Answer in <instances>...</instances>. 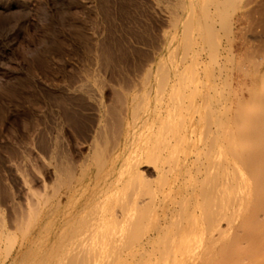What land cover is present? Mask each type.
<instances>
[{"label": "rangeland", "instance_id": "obj_1", "mask_svg": "<svg viewBox=\"0 0 264 264\" xmlns=\"http://www.w3.org/2000/svg\"><path fill=\"white\" fill-rule=\"evenodd\" d=\"M116 1L0 0V224L2 223L4 226L5 223L4 227L6 230H11V220L14 218L13 214L23 205L26 193L30 195L33 194L34 196L37 194L39 196L40 193L42 195L45 191L43 195L47 194V196L51 197L56 191H59L57 195H63V189H57V187L55 188L54 186L55 177L52 166L54 159H59L60 161L67 159L75 165V161H79L90 154L92 135L96 125V121L93 119L97 118L96 106H94L96 104L92 101H88L84 96L75 94L74 86L76 87L83 83L89 84L91 87L93 86V90L102 98L101 103H103L105 107H107L106 105H112L116 109H119L121 105H118L116 95L120 96L121 92L117 94V91L119 92L120 89L125 91L127 89L126 87L129 86L128 88H131L130 86L133 85H136V89L139 90L144 69H146V66L152 61L153 57H157L156 54H160L163 63L165 61L170 67L173 66V68H171L172 71L179 69V71L183 72L181 73L184 76H186L184 72L188 73L192 71L190 74H187V77H185L182 82L180 81L182 75L178 72L176 81H180L179 83L182 84V86L179 87L183 90H185L184 88L186 87H188V89L185 91L181 89L180 102L178 100L179 104L177 102L174 105V114L177 116L175 118V115H173L174 117L172 120H175L174 125L173 121H171V126H175L174 128H176L175 135L179 140L183 138L178 143L179 150L177 146L175 147V150L177 149L179 151V155H176V157H181L182 159L179 160V164L173 166V170L170 171V174L166 172V178L164 176V179L160 180L157 179L150 170L146 171L144 167L139 168L151 184L149 185V189H152L151 191L154 195L152 201L156 203L155 208L150 211V220H148L147 223L151 224L154 220L155 222H160L165 215L166 218L169 217L172 219L179 215V217H177L179 222L174 220L176 221L175 224L171 221V223L169 222L167 225V228L170 226V230L171 228L173 229L171 230L172 232L169 229L167 231L166 228L163 237L161 236L168 241L165 243V245H169L168 248H164L165 245L161 244L164 245L162 247L163 252H167L168 256L170 255L169 258H167L168 264H178L179 262V264H187L190 262V259L192 262L189 264H235L237 261H239L240 264L244 261L246 262L243 264H256L259 261L262 262L264 258H262V256H256V259L255 257L253 258L254 255L250 253V250L255 247L259 249L260 245H264V184H262L264 182L262 174L264 173H262V169L260 170L261 166L259 164H250L252 169L250 168L249 171L239 159L241 156L253 154L255 151L260 155L256 156L261 159L258 162L261 164V161L264 160V156L261 157V153L264 154V148H260L264 147L263 139H261L264 137V0L193 1V5H195L197 11L201 13L204 12L203 14L208 17L206 21L213 28L214 38L216 39L209 38L211 40L213 39L212 42L210 40L209 42L210 44L213 42L216 44L213 43L208 45V41H206V43L204 41L203 43L195 37L197 41L194 40L193 47H191L192 45L190 46L191 49L187 51L189 53H186L184 58L182 56L184 52H182L181 46L177 51H173V49H164L166 35L172 32L168 20L169 5H167V3L165 4L164 0ZM98 5H100V7ZM135 12H137V14ZM197 45H203V47L201 46L202 48H200L201 51ZM210 46L212 48H210ZM213 47L217 50L216 52ZM161 50L163 51L162 53L160 52ZM195 54L197 55L196 57L194 56ZM96 56L98 58H96ZM168 56L173 60V64ZM193 58L197 60L198 63L195 62ZM182 65L183 68H181ZM187 78L188 83L185 82ZM178 82L175 84L176 86ZM184 84L185 87L183 86ZM186 84L189 85L187 86ZM117 85H119V87H117ZM102 90L103 92H101ZM114 92H116V95ZM188 97L190 98L188 99ZM204 99L206 102H203ZM186 103L188 104L186 105ZM183 105L184 107L187 106V108H183ZM177 112H180V114H177ZM205 112L207 114H205ZM208 112L213 113V115L211 114V116ZM208 114L210 116H207ZM178 117H181L179 119L183 121L177 120ZM209 117H212V119ZM204 120L207 122L212 120L209 122V124H212L206 127L207 124H205ZM215 121L216 123H214ZM177 125H179V127ZM215 127H219V130ZM259 127H261L263 131L261 128L259 129ZM146 129L147 127L135 134L137 146L150 135V132L146 131ZM258 130L261 133L263 132L262 136H260L261 133L258 132ZM204 135L206 136L203 137ZM254 136L258 139L259 145L263 143L259 147L260 150H258L259 148L256 150L253 149V146H256L251 142V140H253L252 138L255 139ZM108 138H112V135H107L105 140L103 138L104 141L102 140V143L104 146ZM212 139L216 141L215 145L217 146H212V142L215 143L214 140L211 141ZM181 142H183V144ZM180 144L182 145L181 147ZM193 144L195 146H193ZM251 144L253 145L252 147ZM55 145L57 146L56 149L61 148L58 149V151L56 150L57 153L53 158L54 155L52 156V151L55 149ZM103 145L102 148H106L108 151L111 143L107 142V147ZM224 145L228 146L225 147ZM230 146L234 147L233 152ZM212 147L216 148H213V151L209 152L212 150ZM228 147L230 149H228ZM226 148L228 152L225 151ZM216 150H218L216 156L219 157L220 160L224 158V160L227 161L237 154L236 157H234L236 161L238 159L237 163L233 158L228 160V162L232 161V165L228 164L230 171L228 172L230 175L233 174L231 175L232 178L234 177L233 179H238L243 174L242 178L246 185L244 187L247 188L245 194L240 195L241 188L235 186V188L239 189V191H237V189L234 188L235 191H237L236 196L238 195L239 197L238 202L241 203L240 207H237L239 211L236 209L237 211L233 214H229L230 217L228 215V219L226 218L222 221H213L209 219V213L207 214L206 212L204 214V211H201L200 207L203 198L199 202L201 197L196 188L198 185L197 183H207L208 179L206 181V178L204 179L203 176H206L207 169H209L211 165L212 155L210 153L213 154ZM230 154H232V156L228 157ZM213 156H215V153ZM145 159L147 158H144V162ZM150 159L152 161H150ZM147 160L148 161H146L144 165L150 164V166H152L154 162L153 157H149ZM164 160L168 163L166 167L164 166L166 163L163 162ZM160 161H162L163 164ZM233 162L236 163V165L234 164L233 166ZM239 162H241L242 165ZM155 163L156 161L154 164ZM182 163H184V166ZM199 163L202 164L200 165ZM205 163L208 164L206 165ZM238 164H240V166ZM158 165L164 169H168L167 167L172 165V163L168 162L165 156H162L158 161ZM229 165L234 167V171L230 169L232 167ZM203 167H206L205 171H202L204 170ZM244 167H246L247 170ZM256 167L258 169H256ZM92 170L93 169H91L90 172L93 174L94 170ZM246 171L251 174L249 175ZM234 172L236 173L234 174ZM236 175L240 177L237 178ZM159 182H161L162 185H160L161 183ZM158 185H160L161 190H159ZM170 186H172V190L169 192L167 189ZM253 187L257 188H255V193L252 192L254 190ZM25 190L28 192H25ZM157 190L159 191V195L156 194L158 192ZM151 196L147 195L145 198ZM60 197L62 201L64 197ZM243 200H245L243 203L246 204L242 203ZM170 204L174 205L173 210L171 209V212L166 211L168 214L166 212L164 214V211ZM176 208L179 213L177 211L174 212ZM192 210L196 212L194 213ZM155 216H157V218ZM169 218L168 220H170ZM195 219L197 220L196 222L194 221ZM2 220L4 221L2 222ZM226 220H230L233 223V229L215 240L214 238L217 237L214 236L217 233L216 229L218 227L220 229L222 227L225 228ZM250 220L252 222L256 220L255 224L257 225L249 226L251 223ZM8 222L11 224L7 226L6 224H9ZM195 223L198 224L195 226ZM242 223L245 224L242 225ZM175 226L178 228L176 232H174ZM242 226H244V228ZM253 227H255V230ZM247 230L249 234L246 233ZM181 231H183L185 235L176 236L181 234ZM236 232L239 234L237 235ZM251 234H254L253 237L251 236V240H254H252L253 242H251L249 237ZM255 234L258 236H255ZM171 236L172 238H170ZM162 238L161 240L164 241ZM213 239L214 242L210 244L209 242ZM244 239H248L247 242L244 241ZM259 239H261L262 242L258 241ZM189 241L191 245H189ZM256 243L260 245L258 244V246H256ZM244 245H246V247ZM160 246H156L154 250L148 247L147 252L153 254L155 251L154 257L158 259L157 257L162 255V252H159L161 249ZM187 246H190L192 250L190 247L187 248ZM139 247H141V244L135 243V245L126 249L129 250V254L130 251H135L128 257V252L125 250L123 253L127 254L124 255L122 253V257H119L118 262L116 261L115 264H137L136 261H138V264H143L144 261L140 260L137 252ZM221 249H224L223 252H221ZM230 251L232 254L233 251H235L236 254L239 252L240 257L236 258L231 256L232 254ZM185 252H188V254H185ZM228 252L231 254L230 256H228ZM260 254H264V252ZM260 254L258 253V255ZM179 255L180 257H178ZM214 255L215 257H213ZM124 256H127V258H124ZM192 256L194 257L193 260ZM210 257L213 258L211 259ZM230 257L231 259H229ZM246 258L247 260H245ZM133 259L135 263H132ZM176 260L179 261L176 262Z\"/></svg>", "mask_w": 264, "mask_h": 264}, {"label": "bare ground", "instance_id": "obj_2", "mask_svg": "<svg viewBox=\"0 0 264 264\" xmlns=\"http://www.w3.org/2000/svg\"><path fill=\"white\" fill-rule=\"evenodd\" d=\"M193 1H195V0H164L165 4L167 3V5H169L168 6L169 7V9H168L169 19L168 20H169V26L171 28L170 30H172L171 33H168V35H166V39L165 40L163 39L165 41L164 49H168V50L173 49V51H177L179 49V47L181 46L182 50H183L182 52H184V55H182L183 58L186 56L185 55L186 53H189L187 51L189 49H191L190 46L192 45L191 47H193L195 37H197V39L203 43H204V41H205V43H206V41H208V43H209L208 45L215 43V42H213L210 44V42H209V40L212 42L213 39H215V38H214L213 28L206 21V19L208 17H206V15L203 14L204 12L201 13V12L197 11V8H195V5H193L194 4ZM209 2H210V0H209ZM98 6L100 7V5H98ZM216 8H217V6H216ZM152 11H153V9H152ZM103 13H105V12H103ZM135 13L137 14V12H135ZM144 23H146V22H144ZM142 28H143V26H142ZM160 33H162V32H160ZM209 38H213V39L211 40ZM195 41H197V40H195ZM161 45H162V43H161ZM197 46H199V45H197ZM201 46L203 47V45H201ZM201 46H199V50H200V48H202ZM212 46H214V45H212ZM210 48H212V47L210 46ZM196 49H198V48H196ZM213 49L215 50V52L217 51L214 47H213ZM103 51H105V50H103ZM200 51H198V52H200ZM160 52L162 53L163 51L161 50ZM170 53H171V51H170ZM93 55H95V54H93ZM148 56H150V55H148ZM156 56H157L156 58L155 57L152 58V61H150L149 64L146 66V69H144L142 76H141V86L139 87L140 88L139 90L136 89V85H133V86H130L131 88H128L129 86L126 87L127 89L124 88V89H126L125 91H123V89H120L119 92L116 90L117 94H119L121 92L120 96H117L116 92H114L116 95V101L118 102V105L119 104L121 105V107L119 109H116L112 105L111 106L106 105L107 107H105V105H103V103H101L102 98L99 97L96 94L97 92L93 90V88H92L93 86L91 87L89 84H85V83H83L81 85L76 84V85H78L76 87L74 86L75 94H77V95L79 94L81 96H84L88 101H92V102H94V104H96L94 106H96L95 110H96L97 118L93 119L94 121H96L95 122L96 125H95V129H94L93 135H92L90 154H88L86 157H84L83 159H81L79 161H75V165L67 159H65L63 161H60L59 159H58L59 161L54 159V162L52 163L53 164L52 166H53V171H54V177H55L54 186H55V188L57 187V189H63L62 190L63 195H60V196L64 197V199L62 201L60 200L61 197L59 195H57L59 191H56L55 194H53L54 196L52 195L51 197L47 196L46 193H45L46 195H43L45 191L43 192L42 195L40 193L39 196L35 193L34 194L36 196H34L33 194L30 195V194L26 193V197L24 198L23 205L18 208L17 212L14 213L15 215L13 214L14 218L11 220L12 224L10 223L11 221L8 222L9 224H6L7 226L10 224L12 225L11 230L10 231L6 230V228L4 227L5 223H4V226L2 225V223L0 224V264H115L116 261L118 262L119 257H122L121 254L126 249L131 247L132 245H135V243L141 244V247L138 248L139 250H137V252L139 254L140 260L144 261L143 264H168L167 258H169L170 255L168 256L167 252L164 253L163 248H162L165 245V243L168 241H167V239H164L162 237H163V233H165L164 231L167 228L168 223L169 222L171 223V221H172V223L174 222V224H175L176 221H178L177 217H179V215H177V217H175L173 219L169 218L167 216L170 220H168V218H166V215H165L164 218L162 217L163 219L160 222H157V221L155 222V220H154V222L151 224L147 223L148 220H150L149 219L150 218V216H149L150 211L153 208H155L156 203L154 201H152V197L154 195H153V192L151 191L152 189L151 190L149 189V185H151V184L147 180V178L143 175L144 173L141 172L142 170L139 168L144 167L146 169V171L150 170V172L154 173L155 177L160 180V179H164V176L166 178L167 177L166 172H168L170 174V171L173 170V166L179 164V162H180L179 160L182 159L181 157L180 158L176 157V155H179L178 154V152H179L178 151L179 150L178 143L183 138L179 140V138L175 135L176 128H174L175 126L174 127L171 126V121H173L172 120L174 117L173 115H175L174 114V110H175L174 105L178 102V100L180 102V99H181L180 94H181L182 88H180L179 86H182V84L179 82L184 81L183 79L185 77H187V74L188 73L190 74V72L192 70L190 69L191 71L188 73L184 72V74H186V76H184V75H182L183 72L179 71V69L172 71L171 68H173V66L170 67L169 64L167 65L165 63V61L163 63L162 62L163 59L160 58V54H156ZM194 56L196 57L197 55L195 54ZM96 58H98V57L96 56ZM198 58H199V55H198ZM103 59H105V58H103ZM169 60L171 61L172 59L170 58ZM194 61L197 62V60H195V59H194ZM172 64H173V60H172ZM180 64H178V65H180ZM189 66H191V65H189ZM100 68H102V67H100ZM181 68H183V65ZM186 69H188V68H186ZM141 72H142V70H141ZM178 72L179 73L182 72L180 75H182V77L184 76L183 78L180 77L179 82L176 81V79L178 78ZM194 74H195V72H194ZM116 75H117V73H116ZM125 77H127V76H125ZM187 80H188V78L185 80V82H187ZM177 82H178V85H177L178 87L175 85V84H177ZM129 83H130V81H129ZM132 83H133V81H132ZM94 86H96V85H94ZM183 86L185 87V84ZM117 87H119V85H117ZM184 89L187 90L188 87H186ZM185 90L182 89V91H185ZM101 92H103V90ZM192 94H193V92H192ZM204 96H205V94H204ZM189 98L190 97H188V99ZM179 102H178V104H179ZM194 102H195V100H194ZM203 102H206V100L204 99ZM113 104H114V102H113ZM187 104L188 103H186V105ZM118 105H116V106H118ZM182 107L187 108V106L184 107V105ZM189 107H190V105H189ZM182 111H184V110H182ZM206 112H205V114H207ZM177 114H180V112H177ZM209 114L213 115V113H211V112ZM209 114L207 116H210ZM176 117L177 116L175 115V118ZM77 118H79V117H77ZM179 118H181V117H178L177 120ZM209 118L212 119V117H209ZM209 118H208V120H209ZM95 119H97V120H95ZM78 120H80V119H78ZM179 120H182V119H179ZM174 121H173V125H174ZM204 121H205V124H207V126L205 125L206 127H209L212 124V123L209 124V122L212 120H210L209 122H207L206 120H204ZM214 123H216V121ZM179 125H177V126L179 127ZM145 127H147L146 131L150 132V135L140 145L137 146L136 141H135V134L137 132H139L140 130L144 129ZM232 127H233V125H232ZM215 128H217L219 130V127H215ZM260 128L261 127H259V129ZM223 130H225V129H223ZM180 131H181V129H180ZM262 131H263V129H262ZM178 132H179V130H178ZM258 132H260V131L258 130ZM190 133H191V131H190ZM109 134L112 135V138H108L107 139L108 141L107 140L105 141L106 144H107V142L111 143V146L109 145L110 148H108V151H107L106 148H104V149L102 148V145H103L102 140H103V138L105 140V137H107V135H109ZM202 134H205V133H202ZM262 134H263V132L260 134V136H262ZM178 136L180 137L179 134H178ZM205 136L206 135H204L203 137H205ZM232 136H234V135H232ZM89 137H90V135H89ZM211 138H213V137H211ZM237 138H238V136H237ZM110 139H112V140H110ZM252 139L254 140V142H253V140H251L252 144H255L256 146H253L251 144V147L253 146L254 147L253 149H255V150L258 149L261 144H263V143H261L259 145V141L256 137H255L256 141L254 138H252ZM261 139H263L262 141L264 142V137ZM213 140L214 139H212L211 141H213ZM51 142H52V139H51ZM89 142H88V144H89ZM181 143L183 144V142H181ZM106 144H105V146L107 147ZM215 144H216V141H215V143L212 142V146H217ZM237 144H238V142H237ZM176 146H177L178 150L177 149L175 150ZM181 146L182 145L180 144V147ZM193 146H195V145L193 144ZM224 146L226 147L228 145H224ZM56 147L57 146L55 145V149L52 151V156L54 155L53 158L55 157V155L57 153L56 150L58 151V149L61 148L60 147V148L56 149ZM221 147H222V145H221ZM230 147L232 148V152H233L234 147H232V146H230ZM213 148L215 149L216 147H212V150L211 151L208 150V151L212 152ZM260 148L263 149L264 147H260ZM260 148L258 150H260ZM228 149H230V148L228 147ZM253 149H251V150H253ZM218 150H216V152L214 151L215 156H213L214 153L213 154L210 153L212 156L210 154L206 153L207 155L211 156V165H210V168L207 169L206 176L205 177L203 175L202 176L204 179L206 178V181L208 179V181H207V183L205 182L206 184L197 183L198 185L196 187L198 189V191L200 193L199 195L201 197L199 202L203 198V200L201 202L200 209H201V211H204V214L206 212H207V214L209 213L208 215L210 218L208 216L207 217L209 219H212L213 221L214 220L222 221L223 219L225 220L226 218L228 219V215L230 213L233 214L235 211L238 210L237 207L238 206L240 207L241 203L238 202L239 197H238V195L236 196V193H237V191H239V189L235 188V186H237L238 188H241L243 190L242 191L240 189V195L245 194V191L247 189L246 187H244L246 185H245V182L243 181V178H242L243 174L241 175V177L236 175L237 178L238 177H240V178L233 179L234 177L232 178V176H231L233 174L230 175V173H229L230 171L228 168V164L232 165V163H231L232 161H229L230 162L229 163L228 160L229 159L231 160V158H233L235 160L234 157H236L237 154L234 153V154H236L234 157L232 156L233 153L228 155V157L229 156L230 157L232 156V157L229 158L227 161L224 160V158L222 160H220V158L216 156ZM225 151H227V148ZM49 152H51V151H49ZM59 153H58V155H59ZM202 153H203V151H202ZM255 153L256 152L254 151L253 154H248V155L243 156V157L241 156L242 158L240 157L239 161L241 160V162L244 163V166H246L249 171H250V168L252 169L250 164H254V165L259 164L261 166V167L259 166L260 170L262 169L261 171H262V173H264V160L261 161L262 163L260 164V162H258L259 160H261V159H259L260 157H256L259 154H257L258 152L256 154ZM239 155H241V154H239ZM239 155H238V158H239ZM162 156H165V159H167L168 162L172 163V165H169L167 167L168 169H164L163 167L158 165V161H159V159L162 158ZM263 156H264V154L261 153V157H263ZM145 157L147 159L149 157H153V161L154 162L156 161V163L154 164V162L153 163L151 162L152 166H150V164H148V165L145 164L146 165L145 166L144 163L146 161H148L147 159H145V162H144ZM58 158H59V156H58ZM76 158H77V156H76ZM225 158H226V155H225ZM45 159H46V157H45ZM150 161H152V160L150 159ZM237 161H238V159H237ZM237 161H236V163H237ZM160 162L163 164V162L165 163L166 160H164L163 162L162 161H160ZM189 162H191V161H189ZM234 162H233V166H234V164L236 165V163H234ZM241 162H239V163L241 164ZM255 162H257V163H255ZM208 163H209V160H208ZM183 164L184 163H182V165ZM240 164H238V165L240 166ZM166 165H168L167 162L165 163L164 166L166 167ZM231 165H229V166H231ZM208 167H209V165H208ZM246 167H244V168H246ZM257 167H256V169H258ZM144 168H142V169H144ZM205 168L206 167H203L204 170H202L201 168L200 169L202 171H205ZM227 168H228V170H227ZM247 168H246V170H247ZM254 168H255V166H254ZM91 169L94 170L93 174L90 172ZM230 169H232L234 171V167H232ZM261 171H259V172H261ZM246 172H248V171H246ZM235 173L236 172H234V174ZM248 174L250 175L251 173L248 172ZM151 176H152V174H151ZM262 176L264 177V174H262ZM201 182H203V181H201ZM159 183H161V182H159ZM176 183H178V182H176ZM91 184H92V187H91ZM262 184H264V182ZM45 185H47V184H45ZM160 185H162V183ZM160 185H158L159 190H161ZM174 187H176V186H174ZM251 187H252V185H251ZM55 188H54V190H55ZM234 188L237 189V191H235ZM253 188H254V190L252 192L256 191L255 190L256 187H253ZM167 190L170 192L172 190V186H170ZM25 192H28V191L25 190ZM164 192H165V190H164ZM158 193H159V191L156 194H158ZM251 194H253V193H251ZM147 195L148 196L152 195V196L145 198V196L147 197ZM160 196H162V195H160ZM252 197H254V196H252ZM162 198H161V200H162ZM157 200H158V198H157ZM244 201L245 200H243L242 203ZM157 204H159V203H157ZM243 204H246V203H243ZM15 206H16V204H15ZM161 206H162V204H161ZM190 206H192V205H190ZM173 208H174V205L170 204L166 208V210L164 211V214L166 211L171 212V209L173 210ZM184 208H185V206H184ZM258 208H260V207H258ZM176 211H177V208H176V210H174V212H176ZM182 212H183V210H182ZM180 214H181V212H180ZM185 216H188V215H185ZM249 216H248V218H249ZM155 217L157 218V216H155ZM229 217H230V215H229ZM158 218H159V216H158ZM174 220H176V221H174ZM3 221L4 220H2V222ZM194 221L196 222L197 220L195 219ZM253 221L254 222L251 221V223H250L251 225L249 224V226L257 225V224H255L256 220H253ZM191 222H192V220H191ZM206 222H209V221H206ZM197 224L198 223H195V226ZM225 224H224L226 226L225 228L222 227L220 229L218 227L216 229L217 235L215 234L214 236H217V237L214 238V236H213V238L215 240L217 238H220V237L224 236L225 234H227L234 227V226L232 227L233 223L230 220H226ZM244 224L245 223H242V225H244ZM170 225H172V224H170ZM169 227L167 228V231H168V229L170 230ZM242 227L244 228V226H242ZM7 229H10V228H7ZM174 229H175L174 232H176V229H178V228H176V226H175ZM253 229L255 230V227H253ZM171 230H173V229L171 228ZM238 231H239V229H238ZM183 233L184 232L181 231V234H178L176 236H181ZM246 233L249 234L248 230ZM236 234L238 235L239 233L236 232ZM183 235H185V234H183ZM253 235L251 234L249 236L250 240L253 237ZM255 236H258V235L255 234ZM161 238L164 239V241L161 240ZM170 238H172V236ZM225 238H228V237H225ZM214 239L212 241H210L209 243L210 244H211V242L213 243ZM261 239H259L258 241H261ZM263 239H264V237H263ZM263 239H262V241H263ZM247 240L244 239V241H246V242H247ZM252 240H251V242L254 241V240L253 241ZM222 241H225V240H222ZM189 243H190V241H189ZM161 244H164V245H161ZM258 244L256 243V246H258ZM260 244H262V243H260ZM189 245H191V243ZM246 245H244V246L246 247ZM254 245H255V243H254ZM156 246L157 247L160 246L161 247L160 250H162V251H160L158 249L160 253L162 252L161 253L162 255L160 257H157L158 259H155V257H154L155 251L154 252L152 251L155 249ZM168 246L166 244L164 246V248H166V247L168 248ZM250 246H249V248H250ZM148 247H150L151 249L153 248L152 250L150 249L153 252V254L147 252ZM189 247L190 246H187V248H189ZM249 248H248V250H249ZM256 248L257 247L252 248L250 250V253H252L254 255L253 258L255 257V259H256V256H259V257L262 256V258H264L263 257L264 254H260V253L264 252V245H260L259 249L258 248L256 249ZM190 249H191V247H190ZM195 249H197V248H195ZM223 250L221 252H223ZM126 251L128 252V257H129V255L132 252L134 253L135 250H133L132 252L130 251V254H129V250H126ZM165 251H166V249H165ZM187 251H188V249H187ZM227 251H229V250H227ZM137 252H135V253H137ZM218 252H219V250H218ZM218 252H217V254H218ZM230 253L232 254L231 251H230ZM230 253L228 254V256L231 255ZM250 253H248V254H250ZM258 253L260 255H258ZM123 254L126 255L127 253L126 254L123 253ZM185 254H188V252H185ZM233 254L231 256H234L236 258L240 257L239 252H238V254H236V252L233 251ZM235 254L238 256H236ZM218 256H220V255H218ZM178 257H180V255ZM213 257H215V255ZM259 257H258V259H259ZM124 258H127V256H124ZM136 258H138V257H136ZM224 258H228V257H224ZM262 258H260V259H262ZM134 259H135V257H134ZM134 259H133L132 263L134 262ZM193 259H194V257L192 258V260ZM229 259H231V257ZM136 260H138V259H136ZM171 260H172V258H171ZM220 260H221V258H220ZM241 260H242V258H241ZM245 260H247V258ZM178 261L176 260V262H178ZM243 261H244V259H243ZM121 262H119V263H121ZM191 262L192 261L190 259L189 263H191ZM244 262H246V261H244ZM136 263L138 264V261H136ZM139 263H140V261H139ZM189 263H187V264H189ZM236 263L240 264L239 261H237ZM243 263H241V264H243ZM169 264H171V263H169ZM256 264H264V260L262 262L259 261Z\"/></svg>", "mask_w": 264, "mask_h": 264}]
</instances>
